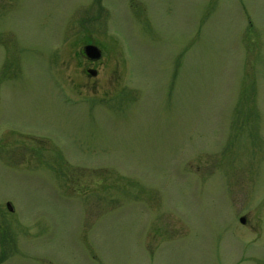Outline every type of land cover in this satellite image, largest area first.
Returning <instances> with one entry per match:
<instances>
[{
  "label": "rangeland",
  "instance_id": "1",
  "mask_svg": "<svg viewBox=\"0 0 264 264\" xmlns=\"http://www.w3.org/2000/svg\"><path fill=\"white\" fill-rule=\"evenodd\" d=\"M0 264H264V0H0Z\"/></svg>",
  "mask_w": 264,
  "mask_h": 264
},
{
  "label": "water",
  "instance_id": "2",
  "mask_svg": "<svg viewBox=\"0 0 264 264\" xmlns=\"http://www.w3.org/2000/svg\"><path fill=\"white\" fill-rule=\"evenodd\" d=\"M82 53L84 54V56L90 60H97L100 58L101 52L98 49V47H96L93 44H86L82 47ZM244 220L243 217L239 218V221L242 223Z\"/></svg>",
  "mask_w": 264,
  "mask_h": 264
},
{
  "label": "flooded vegetation",
  "instance_id": "3",
  "mask_svg": "<svg viewBox=\"0 0 264 264\" xmlns=\"http://www.w3.org/2000/svg\"><path fill=\"white\" fill-rule=\"evenodd\" d=\"M80 54H81L83 57H85L84 54L82 53V49H81V51H80ZM86 72H87V73H91V74H92V73H95V72H94L93 70H91V69H86Z\"/></svg>",
  "mask_w": 264,
  "mask_h": 264
}]
</instances>
